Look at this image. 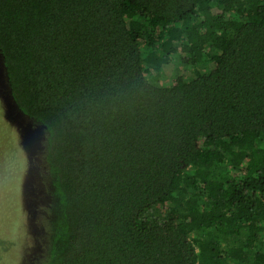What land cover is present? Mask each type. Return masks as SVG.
<instances>
[{
  "label": "trees",
  "instance_id": "1",
  "mask_svg": "<svg viewBox=\"0 0 264 264\" xmlns=\"http://www.w3.org/2000/svg\"><path fill=\"white\" fill-rule=\"evenodd\" d=\"M0 58L44 264H264V0H0Z\"/></svg>",
  "mask_w": 264,
  "mask_h": 264
},
{
  "label": "rangeland",
  "instance_id": "2",
  "mask_svg": "<svg viewBox=\"0 0 264 264\" xmlns=\"http://www.w3.org/2000/svg\"><path fill=\"white\" fill-rule=\"evenodd\" d=\"M3 72L0 62V264H44L55 204L44 128L11 109Z\"/></svg>",
  "mask_w": 264,
  "mask_h": 264
}]
</instances>
